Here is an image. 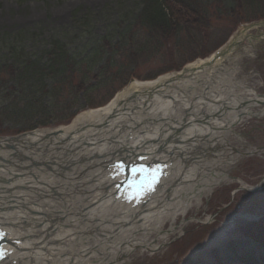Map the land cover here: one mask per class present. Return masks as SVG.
Returning a JSON list of instances; mask_svg holds the SVG:
<instances>
[{
  "label": "bare ground",
  "instance_id": "1",
  "mask_svg": "<svg viewBox=\"0 0 264 264\" xmlns=\"http://www.w3.org/2000/svg\"><path fill=\"white\" fill-rule=\"evenodd\" d=\"M199 63L190 65V75L180 80L173 74L151 82H132L107 106L79 115L53 137L40 131L21 138L16 147L21 153L24 145L30 147L31 166L18 164L0 171V183L5 185L0 186V194L16 203L19 211L14 220L0 214V226L9 233L8 242L18 240L22 244L20 248L9 244L15 253L1 264H114L121 258L123 262L117 264H130L137 248L154 251L181 227L177 219L198 208L203 196L223 182L222 174L210 179L207 172L222 170L219 166L230 157L225 130L232 132L244 119L264 113V96L244 85L241 100L227 99L235 93L229 94L230 87L224 83L227 70L221 71L223 65L217 63L198 71L205 65L198 67ZM214 81L219 82L217 87L211 85ZM188 92L195 95L186 100L182 95ZM184 101L188 104L181 103ZM242 102L249 106L242 108ZM176 105L191 108L181 117ZM258 105L261 109L256 113ZM163 117L176 121L183 130L175 147L166 146L172 143L171 137L160 136L159 128L138 125ZM162 143L160 162L173 165L171 177L161 182L155 196L150 195L142 208L116 202L112 188L116 181L107 179V165L119 156L132 161L147 156L154 162ZM212 147L215 166L209 163L211 155H205ZM1 153L11 159L10 152ZM256 153L259 151L242 155ZM190 155L193 162L187 160ZM85 159L92 161L84 166ZM44 165H51L50 173L43 170ZM19 167L27 171L18 175ZM262 185L264 180L259 187ZM165 222L170 223L168 232L163 230ZM162 235L165 238H160ZM73 252L79 254L75 257Z\"/></svg>",
  "mask_w": 264,
  "mask_h": 264
},
{
  "label": "rangeland",
  "instance_id": "2",
  "mask_svg": "<svg viewBox=\"0 0 264 264\" xmlns=\"http://www.w3.org/2000/svg\"><path fill=\"white\" fill-rule=\"evenodd\" d=\"M140 5L141 0H0V65L6 63L9 65L12 62L13 57L8 53V46L13 44L12 41H19V35L28 37L24 42L27 47L24 48L26 54L29 56L35 54L36 57L41 56L53 38L60 40L70 50H80L95 44L99 39H108L110 43L112 40L116 42L122 30L120 26H124L125 21L136 16ZM244 17L242 19L245 20L256 16L247 14ZM236 22L227 20L213 22L207 33L208 42L193 50L176 52L173 60L176 66L170 63L172 53L168 49L163 46L154 47L152 44L148 47L151 49L147 53H138V58H135L134 65L126 74L138 77L139 80L134 81L140 82H146L145 80H151L156 75L161 76L163 72L170 70L163 75H173L185 63L197 57L208 56L224 43L227 36L229 34L231 36L235 31ZM242 29L243 26L233 34V37L238 36ZM237 48L239 50L225 66L227 72L224 83L230 87L229 94L235 92L226 98L241 100L244 85L258 95L264 96V24L245 30ZM177 67L179 68L173 70ZM128 75H125L122 81L111 80L108 84L104 83L99 86L98 92H94L88 98L87 94L74 97L66 102L63 108L53 109V116H50L51 113H46L48 117L42 119L34 116L35 118L13 128V124L5 122L2 130L7 135L0 138L15 137L20 135V131L37 125L45 124L49 127L34 131L35 133L40 131L51 133L69 127L79 115L92 110L89 108L108 102L115 89ZM218 83L216 81L214 87H217ZM86 98L90 99L91 103L85 102ZM190 98L192 96L185 99ZM186 103L188 104L186 101L182 102ZM241 106L246 108L249 103L242 102ZM190 108L191 106L176 105V112L185 117L188 113L184 115L183 111L187 112ZM260 109L261 105H258L254 111L257 113ZM79 112L82 113L69 125H57L66 124L73 114ZM173 124L176 125V121ZM181 124L184 125V122ZM181 132L183 130L180 128ZM180 133L173 135L177 137ZM225 133L230 144V148H227L230 157L223 167L219 166L222 170L213 169L207 172L211 176L210 179H215L219 173L222 174L223 182L213 186L211 192L203 196L198 208L194 207L185 216L177 219L176 223L181 227L175 233L169 234L168 239H164L165 241L154 251L137 248L130 264H245L243 259L248 256L256 259L264 255L263 247L245 236L244 230L252 221L264 219V185L259 187L264 180V113L244 119L232 129V132L225 130ZM24 147L31 151L29 146ZM214 148L208 149L207 154L215 155ZM257 150H260L259 153L242 155ZM30 151L22 153L24 159L19 165L23 168L31 166V156L28 154ZM189 159H192L191 155L188 156ZM215 160L211 157L209 163L215 166ZM43 170L50 173L51 165H44ZM25 171L27 169L17 173L22 174ZM257 187L259 188L256 189ZM254 188L256 190H252ZM163 230L167 232L170 230L169 222L164 223ZM160 238L165 236L162 235ZM74 250L76 251L75 248ZM73 254L76 257L79 253ZM84 259L86 260V257ZM121 259H116L114 264L123 262ZM258 261H260L258 264H264V257Z\"/></svg>",
  "mask_w": 264,
  "mask_h": 264
},
{
  "label": "trees",
  "instance_id": "3",
  "mask_svg": "<svg viewBox=\"0 0 264 264\" xmlns=\"http://www.w3.org/2000/svg\"><path fill=\"white\" fill-rule=\"evenodd\" d=\"M247 14L256 17L242 19ZM263 18L264 0H141L136 16L120 26L116 42L99 39L80 50H70L53 38L41 56L36 57L26 54L24 42L28 37L19 35L20 40L8 46L12 62L0 65V136L7 135L2 130L5 122L13 124V128L35 117H48L46 113L53 116V109L63 108L74 97L87 94L88 98L104 83L122 81L138 53H147L152 44L168 49L172 53L170 63L176 66V52L193 50L208 42L207 33L213 22L237 21L238 25ZM132 78L138 77L128 75L110 98ZM87 98L85 102L91 103ZM47 127L32 126L19 133ZM244 230L245 236L263 247L264 252V219L252 221ZM260 258L248 256L243 262L258 264Z\"/></svg>",
  "mask_w": 264,
  "mask_h": 264
},
{
  "label": "water",
  "instance_id": "4",
  "mask_svg": "<svg viewBox=\"0 0 264 264\" xmlns=\"http://www.w3.org/2000/svg\"><path fill=\"white\" fill-rule=\"evenodd\" d=\"M24 136H18V137H12V138H0V151H12L11 153V159H4L0 156V162L2 164H0V168H9V167H16L17 164L13 162V160H17L19 163H21V161H23L24 157L22 156L21 152L18 151L17 149V144L19 142H21V138H23ZM25 151H30L29 149L26 150V148H24ZM259 151V150H258ZM210 154H207V156ZM212 157V156H211ZM14 164V165H12ZM19 170H21V168L19 167Z\"/></svg>",
  "mask_w": 264,
  "mask_h": 264
},
{
  "label": "snow or ice",
  "instance_id": "5",
  "mask_svg": "<svg viewBox=\"0 0 264 264\" xmlns=\"http://www.w3.org/2000/svg\"><path fill=\"white\" fill-rule=\"evenodd\" d=\"M123 167L124 165L121 164L117 166V169L119 171H122ZM132 171H133V174H135L137 171L143 172L144 170L143 169H133ZM156 173H158L159 176L163 175L162 171H160V169L157 168L156 170H153L151 181H140L138 184L136 182H130V183L133 187H136L139 190L146 189L147 191H154L155 189L154 187H152V184L158 183V178H159L158 175H156ZM0 235H2V233H0ZM3 256H4V253L2 250H0V258H3Z\"/></svg>",
  "mask_w": 264,
  "mask_h": 264
}]
</instances>
